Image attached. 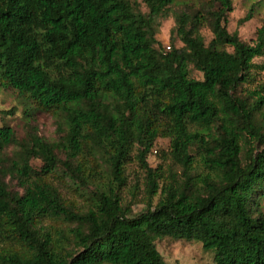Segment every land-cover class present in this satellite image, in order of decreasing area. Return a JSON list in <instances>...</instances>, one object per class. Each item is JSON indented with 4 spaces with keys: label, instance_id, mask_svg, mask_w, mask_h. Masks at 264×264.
<instances>
[{
    "label": "trees",
    "instance_id": "16d2710c",
    "mask_svg": "<svg viewBox=\"0 0 264 264\" xmlns=\"http://www.w3.org/2000/svg\"><path fill=\"white\" fill-rule=\"evenodd\" d=\"M191 1L0 0V86L56 129L23 144L42 161L30 171L1 164L15 138L0 126V264H166L163 238L199 242L211 264H264V16L246 42L227 29L232 0ZM170 14L167 49L155 20ZM159 138L170 168L149 164ZM131 161L137 212L123 193Z\"/></svg>",
    "mask_w": 264,
    "mask_h": 264
},
{
    "label": "rangeland",
    "instance_id": "374dc122",
    "mask_svg": "<svg viewBox=\"0 0 264 264\" xmlns=\"http://www.w3.org/2000/svg\"><path fill=\"white\" fill-rule=\"evenodd\" d=\"M142 10H145L141 0ZM177 5L171 7V11H178L182 4L193 6L197 5L191 0H177ZM260 3L262 5H260ZM254 6V15L251 19L241 25L237 24V20L242 17L251 7ZM233 10L228 14L227 29L230 32L237 31L240 38L246 42L254 40L255 31L261 24L264 16V0H232ZM157 41L166 48L171 45L170 36L171 30L174 27L173 16L170 14L166 17L159 16L155 20ZM205 44L214 37L209 26H203L200 30ZM173 45L181 46V43L173 37ZM255 62H260L261 58H255ZM190 76L200 79L201 73L189 66ZM264 78V71L257 73L256 80ZM0 126L10 127L14 133V142L8 144L2 151L1 164L6 165L11 159L22 169L30 171H39L42 166V161L32 155H29L23 144H29L31 136L40 137L43 141H51L56 138L55 119L44 111L39 110L31 99L20 95L16 90L8 87L0 86ZM264 133V122L262 124ZM169 140L159 138L155 144V151L152 152L148 161L152 167L162 164L164 168H170V160L167 156ZM260 148V146H259ZM161 151L165 154L162 156ZM171 169L179 171V167L172 165ZM127 187L124 189V198L131 201L133 212L144 207L142 198L144 197V173L136 163L131 161L126 166ZM14 185L15 182L12 181ZM131 191L134 192L132 196ZM67 197H76V194L68 191ZM153 200H156L154 198ZM260 208L264 212V197L260 200ZM157 249L161 253L166 264H211L212 252L202 248L199 242H188L182 240H173L171 238L158 239L156 242Z\"/></svg>",
    "mask_w": 264,
    "mask_h": 264
},
{
    "label": "built area",
    "instance_id": "2783aa9c",
    "mask_svg": "<svg viewBox=\"0 0 264 264\" xmlns=\"http://www.w3.org/2000/svg\"><path fill=\"white\" fill-rule=\"evenodd\" d=\"M169 47H170L169 45H168V46H166V48H167V49H169ZM154 151H155V150H154Z\"/></svg>",
    "mask_w": 264,
    "mask_h": 264
}]
</instances>
